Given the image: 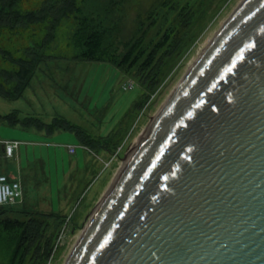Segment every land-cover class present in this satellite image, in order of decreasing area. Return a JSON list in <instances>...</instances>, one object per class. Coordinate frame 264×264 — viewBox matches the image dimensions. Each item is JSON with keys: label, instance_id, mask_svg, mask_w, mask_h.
Returning <instances> with one entry per match:
<instances>
[{"label": "water", "instance_id": "obj_1", "mask_svg": "<svg viewBox=\"0 0 264 264\" xmlns=\"http://www.w3.org/2000/svg\"><path fill=\"white\" fill-rule=\"evenodd\" d=\"M64 264H264V0L184 74Z\"/></svg>", "mask_w": 264, "mask_h": 264}, {"label": "rangeland", "instance_id": "obj_2", "mask_svg": "<svg viewBox=\"0 0 264 264\" xmlns=\"http://www.w3.org/2000/svg\"><path fill=\"white\" fill-rule=\"evenodd\" d=\"M41 1L21 0L18 7L27 10ZM242 1L171 0L165 3L164 0H127L120 7L125 36L135 30L138 20L149 22L147 17L156 13V6L164 4L166 9L175 5V10L167 17L157 15L156 19H150L155 20L151 26L152 34L158 32L161 35L172 26L184 37L183 45L164 54L159 72L161 80L153 89L147 87L146 73L74 57L76 49L71 34L75 22L71 15L63 21L55 39L45 49L48 56L37 68L24 94L18 99L0 95V137L24 142L18 156L26 198L16 208L72 214L66 226L65 242L59 249L60 263L67 259L93 211L124 166V159H129L184 74ZM182 6L187 7L185 17L179 14ZM192 12L194 15L188 20ZM32 32L31 27L22 34L5 36L3 43L14 49L17 44L42 40L45 34L40 27L34 34ZM10 113H17L21 119L38 117L46 123L61 116L84 127L96 138L108 135L113 144L120 146L111 155L97 150L93 153L80 147L72 132L48 135L34 126L12 124L4 118ZM71 144L77 146L74 154L67 149ZM3 166L16 172L17 161L3 162ZM10 214L26 217L20 212ZM8 260V253L0 250V264H8Z\"/></svg>", "mask_w": 264, "mask_h": 264}, {"label": "trees", "instance_id": "obj_3", "mask_svg": "<svg viewBox=\"0 0 264 264\" xmlns=\"http://www.w3.org/2000/svg\"><path fill=\"white\" fill-rule=\"evenodd\" d=\"M127 0H42L36 7L21 10V0H0V95L20 98L30 85L37 68L47 57L45 49L56 37L63 21L74 15V30L71 42L75 47L74 57L90 61L108 62L119 69H130L144 74L147 87L153 89L161 80L164 54H170L178 45H183L181 32L169 26L164 33L152 34L151 26L158 16H166L175 10V5L164 9L156 6L146 20H138L135 30L123 34V18L120 7ZM170 3L171 0H164ZM187 7L179 14L187 16ZM194 12L188 16L191 20ZM33 28L45 30L42 40L18 45L10 49L4 45L5 36L16 35ZM30 33V35H32ZM162 51V53H160ZM10 123L34 126L48 135L69 131L76 135L80 144L92 150L111 155L120 146L113 144L108 135L92 136L84 127L64 117L56 116L51 123L38 117L19 118L17 113L4 116ZM10 212L24 213L26 217L11 216ZM72 217V216H71ZM67 216L60 211H29L25 207L0 206V250L9 255L8 264H44L53 247L55 237Z\"/></svg>", "mask_w": 264, "mask_h": 264}, {"label": "built area", "instance_id": "obj_4", "mask_svg": "<svg viewBox=\"0 0 264 264\" xmlns=\"http://www.w3.org/2000/svg\"><path fill=\"white\" fill-rule=\"evenodd\" d=\"M132 85V84H130ZM22 141L18 139L0 138V206H13L22 203L24 192L21 180L15 178L10 172L8 166H3V161H12L22 145ZM84 149L93 152L88 146L81 145ZM77 146L68 145L67 149L71 154L76 153ZM113 156L112 159H114ZM102 159V158H100ZM127 159V158H126ZM126 163V162H124ZM108 166L109 163L107 162ZM70 222V216L67 217L65 223L59 230L49 256L44 264H64L60 263L59 249L63 246L66 237V226Z\"/></svg>", "mask_w": 264, "mask_h": 264}, {"label": "crops", "instance_id": "obj_5", "mask_svg": "<svg viewBox=\"0 0 264 264\" xmlns=\"http://www.w3.org/2000/svg\"><path fill=\"white\" fill-rule=\"evenodd\" d=\"M58 132H60V131H58ZM0 138H3V137H0ZM23 142V141H22ZM24 144V142L22 143V145ZM21 145V146H22ZM71 145H73V144H71ZM21 146H20V148H21ZM76 146V145H75ZM80 147H81V144H80ZM20 148H19V150H18V152H20ZM83 148V147H82ZM18 152H17V155H16V157L14 158V159H16V161H17V168H16V172H10L15 178H18V179H20L21 180V183H22V186H23V192H24V199H23V201H22V204L25 202V196H26V193H25V190H24V185H23V181H22V177H21V172H22V167H21V164H20V162H19V156H18ZM76 152H77V148H76ZM13 159V160H14ZM12 160V161H13ZM3 162H5V161H3ZM9 168V167H8Z\"/></svg>", "mask_w": 264, "mask_h": 264}, {"label": "bare ground", "instance_id": "obj_6", "mask_svg": "<svg viewBox=\"0 0 264 264\" xmlns=\"http://www.w3.org/2000/svg\"><path fill=\"white\" fill-rule=\"evenodd\" d=\"M140 142H141V141H140ZM140 142H139V143H140ZM137 144H138V143H137ZM137 144H136V147H137ZM134 149H135V148H134ZM134 149H133V150H134ZM130 155H131V154H130ZM124 160H125L124 162H126V163L128 162V160H127V159H124ZM124 162H123V165L125 166V165H126V163H124ZM124 166H122L120 170H122V168H123ZM117 174H118V173H117ZM114 179H115V178H114ZM113 181H114V180H113ZM80 235H81V234H80Z\"/></svg>", "mask_w": 264, "mask_h": 264}]
</instances>
